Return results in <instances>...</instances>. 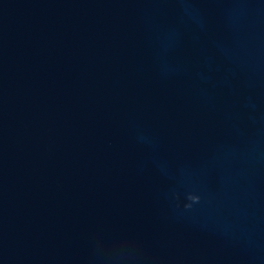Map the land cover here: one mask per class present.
Instances as JSON below:
<instances>
[{
	"label": "water",
	"instance_id": "1",
	"mask_svg": "<svg viewBox=\"0 0 264 264\" xmlns=\"http://www.w3.org/2000/svg\"><path fill=\"white\" fill-rule=\"evenodd\" d=\"M0 264H264V0H0Z\"/></svg>",
	"mask_w": 264,
	"mask_h": 264
}]
</instances>
